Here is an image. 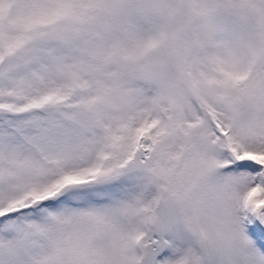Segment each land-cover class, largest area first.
Wrapping results in <instances>:
<instances>
[{
    "label": "snow or ice",
    "instance_id": "snow-or-ice-1",
    "mask_svg": "<svg viewBox=\"0 0 264 264\" xmlns=\"http://www.w3.org/2000/svg\"><path fill=\"white\" fill-rule=\"evenodd\" d=\"M0 264H264V0H0Z\"/></svg>",
    "mask_w": 264,
    "mask_h": 264
}]
</instances>
